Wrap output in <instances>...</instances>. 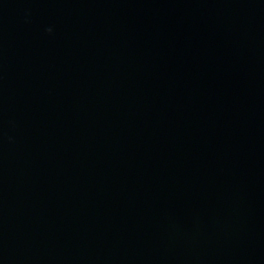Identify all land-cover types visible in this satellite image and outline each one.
<instances>
[{
    "label": "water",
    "instance_id": "water-1",
    "mask_svg": "<svg viewBox=\"0 0 264 264\" xmlns=\"http://www.w3.org/2000/svg\"><path fill=\"white\" fill-rule=\"evenodd\" d=\"M0 264H264V0H0Z\"/></svg>",
    "mask_w": 264,
    "mask_h": 264
}]
</instances>
